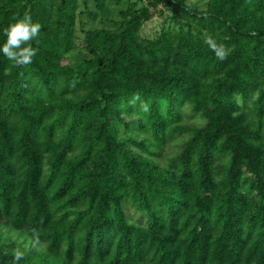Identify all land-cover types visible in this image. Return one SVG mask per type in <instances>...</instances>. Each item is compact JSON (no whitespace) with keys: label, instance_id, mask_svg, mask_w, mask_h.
Listing matches in <instances>:
<instances>
[{"label":"trees","instance_id":"16d2710c","mask_svg":"<svg viewBox=\"0 0 264 264\" xmlns=\"http://www.w3.org/2000/svg\"><path fill=\"white\" fill-rule=\"evenodd\" d=\"M0 3V48L18 19L42 26L30 65L0 52V225L46 246L18 264H264V0H210L200 14L153 0L195 27L146 42L149 16L126 11L74 63L72 0L50 24L44 0ZM14 251L0 245V264Z\"/></svg>","mask_w":264,"mask_h":264},{"label":"rangeland","instance_id":"374dc122","mask_svg":"<svg viewBox=\"0 0 264 264\" xmlns=\"http://www.w3.org/2000/svg\"><path fill=\"white\" fill-rule=\"evenodd\" d=\"M74 2L71 14L73 16L74 47L66 57L69 63L78 62L80 59H88L90 57L88 49V38L95 33L117 32L122 21L121 13L134 10L142 12L149 16V20L145 21L140 30V39L142 41H153L159 38L160 34L167 31H174L184 25H195L186 19V16L179 9L173 7H164L158 5L153 7V0H98L100 6L97 8L96 0H72ZM210 0H185L186 7L196 10L198 14L206 11V4ZM3 4L0 3V7ZM44 7L49 16L48 23L65 22L62 18H58V0H44ZM184 124L196 127H202L205 124V117L190 116L186 114ZM132 135L137 133H130ZM184 141L181 137L165 145L161 149V158L155 160L160 168H166L168 160L173 158L179 151ZM130 222L137 223L140 215L132 209H126ZM0 245L4 248H19L25 255L37 262L40 257L46 253L45 244L36 239H31L23 231H15L8 224L0 225Z\"/></svg>","mask_w":264,"mask_h":264},{"label":"clouds","instance_id":"9594fccd","mask_svg":"<svg viewBox=\"0 0 264 264\" xmlns=\"http://www.w3.org/2000/svg\"><path fill=\"white\" fill-rule=\"evenodd\" d=\"M41 24L33 22L30 16L18 19L5 29L7 40L0 48V52L12 62L15 67H25L33 62V57L37 54V49L32 47V41L35 40L41 30ZM204 42L215 53L218 60L223 61L228 56V49L224 44L217 43L210 35L205 34ZM134 98L133 103L135 102ZM141 110L149 111L147 103L141 102ZM24 258V253L17 248L13 253V264H18Z\"/></svg>","mask_w":264,"mask_h":264}]
</instances>
